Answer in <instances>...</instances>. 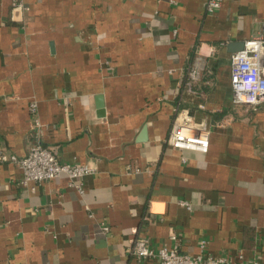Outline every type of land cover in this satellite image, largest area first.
<instances>
[{"label": "crops", "instance_id": "1", "mask_svg": "<svg viewBox=\"0 0 264 264\" xmlns=\"http://www.w3.org/2000/svg\"><path fill=\"white\" fill-rule=\"evenodd\" d=\"M220 1L0 0V144L94 168L80 192L0 161V264H153L136 236L264 264V102H233L230 62L264 35V0ZM181 109L208 124L207 152L168 142Z\"/></svg>", "mask_w": 264, "mask_h": 264}, {"label": "built area", "instance_id": "2", "mask_svg": "<svg viewBox=\"0 0 264 264\" xmlns=\"http://www.w3.org/2000/svg\"><path fill=\"white\" fill-rule=\"evenodd\" d=\"M11 3L14 7H26L24 0H11ZM220 5V0H206V9L209 13H214ZM263 51L264 35L260 34L247 39L243 48L231 53V86L235 104H246L256 108L264 102ZM204 67V61L200 56H197L189 65L187 82L189 87L201 77ZM30 107L35 114L37 103L32 102ZM34 123L42 130V123L38 116L34 118ZM38 135H42V131H39ZM168 142L178 148L207 152L210 128L204 121L195 122L194 116L187 109H181L173 122ZM8 160L22 168L24 184L41 182L65 174L70 178L71 185L80 192L84 190L83 184L74 180L94 171V168L88 164L61 162L54 149L41 140L33 144L24 156L8 154L0 144V161ZM180 203L191 208L190 202L186 199L181 200ZM102 229L106 233L110 231L108 225H103ZM172 238L176 240L177 236L173 235ZM206 244V240H201L200 251L191 254L181 252L178 244L173 247L154 248L147 237L136 236L128 252L138 260H147L153 264H260L257 260H247L243 254L239 256L238 261H234L228 256L207 252Z\"/></svg>", "mask_w": 264, "mask_h": 264}, {"label": "water", "instance_id": "3", "mask_svg": "<svg viewBox=\"0 0 264 264\" xmlns=\"http://www.w3.org/2000/svg\"><path fill=\"white\" fill-rule=\"evenodd\" d=\"M243 46H244V43L242 44V46L239 48V49H241V48H243ZM238 50V49H237ZM236 51V50H235Z\"/></svg>", "mask_w": 264, "mask_h": 264}]
</instances>
